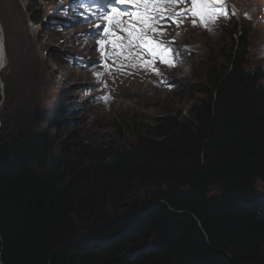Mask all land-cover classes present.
Instances as JSON below:
<instances>
[{"label": "trees", "instance_id": "trees-1", "mask_svg": "<svg viewBox=\"0 0 264 264\" xmlns=\"http://www.w3.org/2000/svg\"><path fill=\"white\" fill-rule=\"evenodd\" d=\"M232 29L185 113L97 143L63 106L0 128V264H264V75Z\"/></svg>", "mask_w": 264, "mask_h": 264}, {"label": "rangeland", "instance_id": "rangeland-1", "mask_svg": "<svg viewBox=\"0 0 264 264\" xmlns=\"http://www.w3.org/2000/svg\"><path fill=\"white\" fill-rule=\"evenodd\" d=\"M239 3L255 15L253 22L241 21L251 46L249 63L264 74V47H261L264 46V24L258 23L264 0H240ZM53 11L54 0H0V23L5 30L6 46L10 44L11 48L8 66L0 73L2 129L10 126L15 129L22 116L31 113L36 104L49 108L58 101L72 112L71 125L81 126L85 139H120L121 130L114 125L117 121L152 120L185 113L194 102L192 98L197 102L202 100L200 88L206 83L205 74L214 62L224 61L223 49L230 48L232 29L225 27L214 36L186 32L181 41L191 43L195 53L184 68L171 73L178 82L177 90L154 93L128 87L110 108L95 110L86 104L80 89V83L86 82V78L81 71L71 70L62 56L69 48L72 31L54 33L57 27L50 26L49 20L59 19V14ZM35 19H42L43 26L34 25Z\"/></svg>", "mask_w": 264, "mask_h": 264}, {"label": "snow or ice", "instance_id": "snow-or-ice-1", "mask_svg": "<svg viewBox=\"0 0 264 264\" xmlns=\"http://www.w3.org/2000/svg\"><path fill=\"white\" fill-rule=\"evenodd\" d=\"M128 0H113L114 5H120L127 3ZM140 3L142 4H147L149 0H139ZM186 0H159V2L154 3V7L156 8H161L162 4H180L184 3ZM190 3L192 5V9L189 12L181 11V12H176L174 7H168V8H163L162 10L165 11L168 16L166 18L171 19L173 16H178L181 18V22L183 20V17L185 15L191 14V15H198L202 19L209 20L211 19L212 16L219 17V16H224L227 18V14L223 10V8H217V6L214 4L213 0H190ZM116 11V8L113 7L109 9L108 11L104 12L101 14L100 19L102 20H108V19H116V16H113L112 13ZM138 16L141 17L139 23L142 25L140 28H134L131 25L125 24V28L129 29L131 35L129 39L133 41L137 46L140 45L141 41L146 39L149 35V32H156L157 27H151L149 28V31L146 32L144 30L145 27H148V25H153V26H159L160 21L162 19L160 12L159 11H153V12H143L140 11L139 9H136ZM234 14V13H233ZM123 23V22H122ZM195 23V22H194ZM206 26V25H205ZM163 34V33H161ZM153 39H155L153 37ZM160 45L165 46V51L164 52H150L151 55L162 58L166 55H171L173 58L175 57V52L172 51L171 49H167L166 42L163 40L157 41ZM93 51H96V49H92ZM161 62L163 63H168L167 60L161 59ZM169 66H175L174 63L170 64ZM159 74V73H158Z\"/></svg>", "mask_w": 264, "mask_h": 264}, {"label": "bare ground", "instance_id": "bare-ground-1", "mask_svg": "<svg viewBox=\"0 0 264 264\" xmlns=\"http://www.w3.org/2000/svg\"><path fill=\"white\" fill-rule=\"evenodd\" d=\"M6 62L4 41L2 39L1 26H0V70L3 63Z\"/></svg>", "mask_w": 264, "mask_h": 264}]
</instances>
